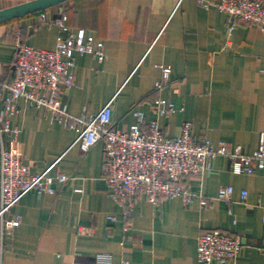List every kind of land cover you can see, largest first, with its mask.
I'll return each mask as SVG.
<instances>
[{
    "label": "crops",
    "instance_id": "crops-1",
    "mask_svg": "<svg viewBox=\"0 0 264 264\" xmlns=\"http://www.w3.org/2000/svg\"><path fill=\"white\" fill-rule=\"evenodd\" d=\"M27 1H0V9ZM44 11L50 19L66 13L74 33L85 29L105 46L103 61L90 53L75 55L76 83L64 92L74 115L92 117L114 99V120L123 131L139 108L169 137L191 121L198 140L239 145L246 153L259 146L264 133L260 27L242 23L230 30L228 15L200 0H67ZM41 12L0 23L4 81L14 75L19 41L56 47L60 30L43 23ZM160 63L170 65L172 74L170 84L158 89ZM159 97L175 104L170 117L154 112ZM19 105L21 113L12 122L21 129L24 161L34 173L52 166L51 174L61 171L69 179L56 180L54 193L25 195L5 217L21 218L11 234H2L0 219V264H97L99 254L112 255V264H199L198 236L214 229L243 241L237 258L224 264H264V168L236 174L228 158L218 157L203 175L182 181L208 198L205 205L199 199L186 205L181 197L154 204L140 194L131 199L133 211L126 217L104 177L103 141L84 151L77 132L46 107L24 97ZM224 186L234 187L230 202L218 198Z\"/></svg>",
    "mask_w": 264,
    "mask_h": 264
},
{
    "label": "built area",
    "instance_id": "built-area-1",
    "mask_svg": "<svg viewBox=\"0 0 264 264\" xmlns=\"http://www.w3.org/2000/svg\"><path fill=\"white\" fill-rule=\"evenodd\" d=\"M200 3L206 7L215 5L226 13L230 30L242 23L264 30V0H200ZM41 18L43 23L59 28L56 47L41 49L19 41L15 71L10 81H4L0 64V101L3 104L0 109V219L3 235L11 234L21 223L20 217H5L25 195L33 191L54 193L56 180L64 183L69 179L61 171L51 174L52 166L44 172L34 173L24 161L19 147L21 129L12 122L21 113L19 99L22 97L46 107L54 119L74 129L78 134L76 143L82 150L88 151L103 141L104 177L113 197L125 206L126 217L133 211L131 199L140 194H145L154 204L162 199L181 197L186 205L196 199L205 205L208 198L185 187L182 181L191 175H203L218 157L228 158L231 170L236 174H253L264 168V133L257 149L246 153L239 145L227 142L216 145L209 138L196 139L191 121L183 123L178 135L169 137L158 120L147 122L145 111L139 108L132 110L135 122L128 131H123L114 120V99L92 117L71 113L64 101V92L76 83L72 72L76 53H90L103 61L107 57L105 46L85 29L74 33L66 13L50 19L42 11ZM157 66L162 77L156 88L161 89L170 84L172 67L164 63ZM1 89H6L7 93ZM42 91H48L49 95H42ZM153 110L158 117H170L177 108L173 102L159 97L154 100ZM233 195V186L221 187L218 192L219 199L229 202ZM246 196L247 191H242V199ZM242 247L239 236L219 229L206 231L198 236V262L224 264L234 261ZM112 263L110 254L97 256V264Z\"/></svg>",
    "mask_w": 264,
    "mask_h": 264
},
{
    "label": "water",
    "instance_id": "water-1",
    "mask_svg": "<svg viewBox=\"0 0 264 264\" xmlns=\"http://www.w3.org/2000/svg\"><path fill=\"white\" fill-rule=\"evenodd\" d=\"M67 0H30L11 7L0 9V23L13 20L28 14L47 10Z\"/></svg>",
    "mask_w": 264,
    "mask_h": 264
}]
</instances>
